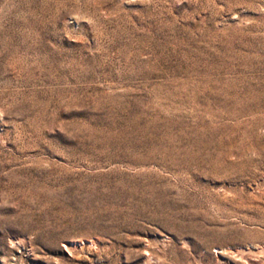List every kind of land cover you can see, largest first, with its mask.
Returning a JSON list of instances; mask_svg holds the SVG:
<instances>
[{"label":"rangeland","instance_id":"1","mask_svg":"<svg viewBox=\"0 0 264 264\" xmlns=\"http://www.w3.org/2000/svg\"><path fill=\"white\" fill-rule=\"evenodd\" d=\"M0 264H264V0H0Z\"/></svg>","mask_w":264,"mask_h":264}]
</instances>
